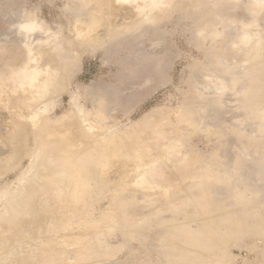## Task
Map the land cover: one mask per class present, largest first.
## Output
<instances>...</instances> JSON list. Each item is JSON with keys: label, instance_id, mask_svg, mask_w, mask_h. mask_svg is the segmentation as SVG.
<instances>
[{"label": "rangeland", "instance_id": "1", "mask_svg": "<svg viewBox=\"0 0 264 264\" xmlns=\"http://www.w3.org/2000/svg\"><path fill=\"white\" fill-rule=\"evenodd\" d=\"M132 1L0 0V264H264V0Z\"/></svg>", "mask_w": 264, "mask_h": 264}, {"label": "bare ground", "instance_id": "2", "mask_svg": "<svg viewBox=\"0 0 264 264\" xmlns=\"http://www.w3.org/2000/svg\"><path fill=\"white\" fill-rule=\"evenodd\" d=\"M115 1H117V2H119V3H124L125 1H129L130 2V0H115ZM134 1V0H133ZM132 1V2H133ZM139 1V0H138ZM145 1V0H144ZM169 1V0H168ZM167 1V2H168ZM258 2H261V1H259V0H257ZM170 3V2H169ZM128 4V3H127ZM148 4V3H147ZM163 4H165L163 1H161V0H159V1H154V0H151V3H150V5L152 6L153 5V7H158V6H162ZM116 5H117V3H116ZM122 5V4H121ZM124 5V4H123ZM119 6V5H118ZM129 6H130V4H129ZM144 6H146V5H144ZM143 6V7H144ZM127 7H128V5H127ZM136 7V9L138 8V7H142L140 4L138 5V7L137 6H135ZM125 8H126V6H125ZM129 8V7H128ZM127 8V9H128ZM146 8V7H145ZM131 9V8H130ZM133 10V9H132ZM136 11V10H135ZM130 12H131V10H130ZM133 12V11H132ZM131 12V13H132ZM158 12V11H157ZM127 15H129L128 13H127ZM134 15H136V14H134ZM132 16V15H131ZM133 21V20H132ZM131 21V22H132ZM117 24V23H116ZM120 26V25H119ZM248 37V36H247ZM246 38V37H245ZM249 38V37H248ZM246 40H248L247 38H246ZM249 40H251V38H249ZM40 74H41V71H35L34 73H30V72H27V71H24L22 74H21V76L19 77V78H17V84H19V86L18 87H20V88H22V89H26L27 91H31L33 88H35V87H37V80H38V77L40 76ZM16 87V86H15ZM40 93V92H39ZM3 114V113H2ZM21 125H23V124H21ZM5 127H7V126H5ZM9 127V126H8ZM25 128V127H24ZM11 129V128H10ZM10 129H8L9 131H10ZM26 129V128H25ZM19 131V130H18ZM26 131V130H25ZM28 131V130H27ZM78 131H80V130H78ZM12 132V131H11ZM10 133V132H9ZM23 133H24V131H23ZM69 133V132H68ZM79 134V133H78ZM22 135V134H21ZM67 135V136H66ZM17 136H19V134L17 135ZM25 137H26V135H24ZM29 137V136H28ZM34 137V136H33ZM39 137V136H38ZM46 138H47V140H48V142H50V143H57L58 144V142H61V143H64L67 139H68V134L66 133L65 134V137H64V140H59V139H54V138H56L55 137V132L53 131V130H50V129H48V131L46 132ZM25 139V138H24ZM27 139V138H26ZM25 139V140H26ZM29 140V139H28ZM55 140V141H54ZM24 141V140H23ZM27 141V140H26ZM37 141V140H36ZM35 141V139H34V141L32 142H30V143H32L31 144V146L33 145V143L35 142V144H38V142H36ZM25 143H28V141L27 142H25ZM40 143V142H39ZM28 145V144H27ZM55 145V144H54ZM30 146V147H31ZM3 150H4V148H2ZM1 149V150H2ZM2 151H0V153H1ZM3 156H5V152H2L1 154H0V159L3 157Z\"/></svg>", "mask_w": 264, "mask_h": 264}]
</instances>
